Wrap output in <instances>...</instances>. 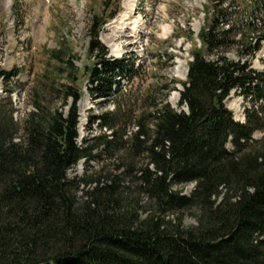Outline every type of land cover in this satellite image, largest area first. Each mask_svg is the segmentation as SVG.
<instances>
[{
	"label": "trees",
	"instance_id": "obj_1",
	"mask_svg": "<svg viewBox=\"0 0 264 264\" xmlns=\"http://www.w3.org/2000/svg\"><path fill=\"white\" fill-rule=\"evenodd\" d=\"M203 13L187 80L168 85L182 86L185 111L165 95L149 104L147 91L134 121L120 126L116 103L97 117L105 132L96 141L120 164L105 182L67 176L92 152L77 142L80 91L66 87V112L20 120L0 98V264H264V139H254L264 133V70L251 67L264 41V0H206ZM102 27L96 17L89 26V78L95 94L118 98L142 65L108 57ZM186 38L195 40L191 30ZM67 66L76 71L72 58ZM16 75L0 69V86ZM234 90L252 103L242 123L225 105ZM81 185L92 187L80 193Z\"/></svg>",
	"mask_w": 264,
	"mask_h": 264
},
{
	"label": "rangeland",
	"instance_id": "obj_2",
	"mask_svg": "<svg viewBox=\"0 0 264 264\" xmlns=\"http://www.w3.org/2000/svg\"><path fill=\"white\" fill-rule=\"evenodd\" d=\"M133 1L132 8L128 3ZM206 0H0V69L16 71L3 86H0V98H10L14 107V116L20 120L28 113H47L67 111L72 103L69 98L64 104L66 87L81 93L77 103L80 117L78 125L79 145L91 148V156L83 158L67 171L69 178L101 179L107 181L110 175L119 173L116 156L105 153L102 144L96 141L104 130L98 126L97 117L112 110L113 104L122 108V116L116 122L120 126L130 119L135 120L144 104L147 91L151 102H166L176 110L184 107L170 100L178 90L168 88L171 78L184 82L177 76V68L183 64L188 68L191 51L199 45L196 36L203 23V5ZM129 12L125 23V36L114 38V31L121 26L119 21ZM131 13V14H130ZM103 21L99 31V42L108 50L112 59L130 58L142 65L140 77L136 81H123V95L103 97L90 81V68L94 65V56L89 52V26L92 19ZM136 26V27H135ZM134 28L135 31H134ZM191 30L195 40H187ZM117 46V47H116ZM236 49L228 52V57L237 58ZM169 57V58H168ZM73 59L76 71L68 74L67 60ZM264 41L261 49L252 59L251 67L256 71L264 70ZM93 89L94 95L90 94ZM168 90L169 93H168ZM226 107L233 113L236 121L244 122L245 110L252 103L243 98L236 90L225 100ZM264 107V101L262 102ZM123 119V121H120ZM125 121V122H124ZM133 131V124L126 127ZM264 139V133H254V139ZM228 148L231 145L228 144ZM137 162L139 161L136 158ZM194 184H186L183 191L189 194ZM91 185H81L80 193L89 190ZM135 197V188L130 190ZM142 205L148 204L145 196ZM146 208V207H145ZM185 225H193L194 219L187 213Z\"/></svg>",
	"mask_w": 264,
	"mask_h": 264
},
{
	"label": "bare ground",
	"instance_id": "obj_3",
	"mask_svg": "<svg viewBox=\"0 0 264 264\" xmlns=\"http://www.w3.org/2000/svg\"><path fill=\"white\" fill-rule=\"evenodd\" d=\"M128 5L130 6L129 8H132L133 6V1H130V3H128ZM129 18V12L126 13L123 18L119 21V25L121 26L119 29H117V31H114L113 37L114 38H120V37H124L125 36V23L124 21L127 20ZM136 27V26H135ZM136 28H134L135 31ZM117 47V46H116ZM187 72V66L185 64H183V69H181V66L177 68V76L180 77L181 79L185 78V74ZM179 100V95L177 93H175L172 98H171V102L174 104Z\"/></svg>",
	"mask_w": 264,
	"mask_h": 264
}]
</instances>
